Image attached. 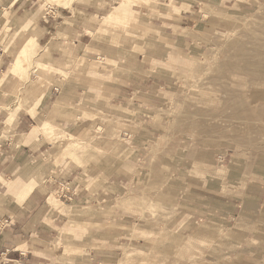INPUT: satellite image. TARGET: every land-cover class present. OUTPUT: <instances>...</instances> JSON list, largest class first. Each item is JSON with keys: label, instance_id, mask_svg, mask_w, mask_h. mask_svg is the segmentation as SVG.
Masks as SVG:
<instances>
[{"label": "rangeland", "instance_id": "rangeland-1", "mask_svg": "<svg viewBox=\"0 0 264 264\" xmlns=\"http://www.w3.org/2000/svg\"><path fill=\"white\" fill-rule=\"evenodd\" d=\"M28 1L42 18L64 10L66 0ZM67 3L74 21H92L93 41L112 39L107 51L113 57L93 43L98 57L84 67L93 98L88 107L99 109L73 105L71 130L60 127L58 136L41 127L48 142H57L55 155L45 157L50 173L56 170L45 183L59 180L44 201L54 194L61 202L62 212L54 210L67 222L59 237L80 235L89 262L100 251L91 264H264V0H215L190 9L187 0ZM121 4L127 5L126 19L106 22ZM96 30L100 39L92 34ZM41 50L32 51L22 71L14 70L22 81L35 71V88L48 85L34 65ZM124 82L133 89L129 102L138 105L133 118L114 106L128 95L106 107L101 102L110 96L105 86ZM25 95H18L17 104ZM149 122L154 135L147 140L141 131ZM187 154L201 162L186 161L176 173ZM201 167L227 173L232 201H218L223 195L216 178L214 190L198 188L208 201L195 199L190 206L179 195L167 196L178 184H200ZM11 185L6 183V194L25 201L28 196H17ZM69 188L64 199L61 192ZM78 194L89 204L84 209L74 202Z\"/></svg>", "mask_w": 264, "mask_h": 264}, {"label": "crops", "instance_id": "crops-1", "mask_svg": "<svg viewBox=\"0 0 264 264\" xmlns=\"http://www.w3.org/2000/svg\"><path fill=\"white\" fill-rule=\"evenodd\" d=\"M219 1L222 3L225 0ZM200 2L208 4L214 3L215 0H187L186 5L190 9L198 6ZM72 3L68 7L61 6L64 8L62 11H53L52 14L47 13L44 17L38 18L28 0H0V264H91L93 258L100 255V251L95 249L97 253H93L89 262L86 240L83 242L82 238L76 239L80 235L75 233H71L69 238L59 237V230L67 222L64 214L56 213L54 210L61 211V202L54 194L44 201L46 191L54 189L59 179L45 183L46 176L56 171L50 173L51 168L49 163H45V157L55 155L57 142H48L40 127L48 124L52 128V135L58 136L61 134L57 133L60 127L71 130L73 105H84L81 107L84 111L99 109L88 107V102L93 98L88 96L91 91L87 87L88 82L85 78L88 71H84V67L96 55L95 47L92 46L94 44L100 47L98 48L100 54L106 55V58L113 57L107 51L108 46L113 43L112 39H108L107 42L93 41L89 34L94 27L92 21L89 20V23L88 20L74 21L71 12L66 10L71 8ZM126 6L121 4L115 7V11L106 16V22L115 24L125 20L128 13ZM209 9L210 7L204 4L202 12ZM77 11L80 16L90 15L87 11L86 13ZM69 12L70 15H65ZM92 34L96 36L95 39H100L97 30ZM30 38H34L35 41V54L38 46L43 49L37 55L38 62L34 65H41L38 69L43 73L37 72L46 79L48 85L38 86L39 89L35 88L33 81L35 71L31 73L29 81H22L20 73L14 74L10 70L17 53L16 50H12L13 45H20L22 41ZM33 57L31 56L24 64L26 65ZM77 66L79 73H75ZM44 67H47L48 71L43 70ZM77 80L80 83H77ZM54 88H58V94L53 92ZM105 88L110 96L108 101H101L102 106H108L110 102L117 100L120 94L128 95V101L114 106L116 110L121 108L127 112V116L133 118L130 112H135L132 107L136 104L129 102L134 98L133 89L127 87L125 82L112 83ZM22 93L26 95L21 96L22 102L17 104L18 95ZM121 100H125V97ZM138 116L140 118V115ZM152 130V124L149 122L141 132L150 140L154 135ZM49 135L51 134L46 136ZM181 159L183 162L176 165L179 166V170L174 167L176 173L183 172L182 168L186 161L201 162L194 154H187ZM189 163L188 165L192 167ZM218 172L219 170L212 172L201 167L203 180L200 184L193 179L188 181V184L181 183L182 186L178 184L167 189L169 192L167 196L179 195L183 205L186 203L191 206L189 201L205 198L197 193L198 188L205 186L206 191L214 190L215 188L210 186L216 178L220 183L219 191L223 195L218 201H232L226 193L231 192L229 184L231 181L226 176L227 173L221 176ZM210 176L211 179L208 180ZM127 180L129 185L130 178L127 177ZM6 183L12 184L11 189L17 191V196H28L27 199L21 203L14 201L13 195L6 194ZM71 194L72 188L61 192V196L65 197ZM256 194L255 188L250 195ZM50 198L57 201L55 206L50 204ZM75 198L73 200L80 209L89 205L79 194ZM205 199L208 201V197ZM62 202L72 206V202ZM92 252L91 248L89 253Z\"/></svg>", "mask_w": 264, "mask_h": 264}, {"label": "bare ground", "instance_id": "bare-ground-1", "mask_svg": "<svg viewBox=\"0 0 264 264\" xmlns=\"http://www.w3.org/2000/svg\"><path fill=\"white\" fill-rule=\"evenodd\" d=\"M61 4H63L65 7H68L70 3H67V0H66V1L62 2ZM116 17L117 16H115V18ZM34 48H35L34 38H30V39H28L27 41H25L23 43V45L18 49V51L16 53V56L14 58V61H13L12 67L10 68L12 73H14V70L15 71H22L25 68V66H24L25 64L24 63L29 58V55L32 53V51H34ZM36 53H37V51H36ZM36 66L38 67V66H41V65L39 64V65H36ZM45 125L47 127H50L48 124H45ZM41 127H40V130L43 133L44 131H43V129ZM49 202H50L51 205L55 206L57 201L55 199H53V198H50Z\"/></svg>", "mask_w": 264, "mask_h": 264}, {"label": "built area", "instance_id": "built-area-1", "mask_svg": "<svg viewBox=\"0 0 264 264\" xmlns=\"http://www.w3.org/2000/svg\"><path fill=\"white\" fill-rule=\"evenodd\" d=\"M53 92L56 94V93H58V88H54L53 89ZM63 198L65 199V196H63Z\"/></svg>", "mask_w": 264, "mask_h": 264}]
</instances>
